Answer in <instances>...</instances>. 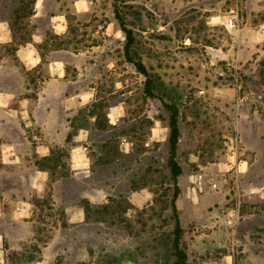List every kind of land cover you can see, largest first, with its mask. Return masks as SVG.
I'll use <instances>...</instances> for the list:
<instances>
[{
    "label": "rangeland",
    "instance_id": "obj_1",
    "mask_svg": "<svg viewBox=\"0 0 264 264\" xmlns=\"http://www.w3.org/2000/svg\"><path fill=\"white\" fill-rule=\"evenodd\" d=\"M72 1L61 3L71 11ZM13 6L5 1L7 16ZM92 8L89 31L122 75H106L100 87L104 128L91 129L90 175L72 176L62 148L38 189L33 145L16 125L1 131L23 160L0 162V264H171L177 185L187 264H264V41L256 43L254 32L264 22V0H93ZM230 17L237 29L226 25ZM71 20L79 36L87 22ZM121 24L136 39L130 55L160 76L155 96L145 94L146 77L127 60L125 32L121 42L107 34ZM9 48L0 45V53ZM117 102L126 114L112 127L105 113ZM166 103L179 112L176 183ZM195 192L199 212L190 211ZM18 200L33 201L36 215L12 218ZM72 207L82 210L81 220L71 219Z\"/></svg>",
    "mask_w": 264,
    "mask_h": 264
},
{
    "label": "crops",
    "instance_id": "obj_2",
    "mask_svg": "<svg viewBox=\"0 0 264 264\" xmlns=\"http://www.w3.org/2000/svg\"><path fill=\"white\" fill-rule=\"evenodd\" d=\"M5 1L0 0V45L10 47L12 53H0V132L16 125L22 142L32 144L35 155L49 161L62 157L58 150L66 148L72 176L87 177L91 171L90 134L99 115L91 110L100 100V87L106 75H122L113 58L103 59L104 46L94 42L93 29L89 31V21L95 16L93 0H73L71 11L64 8L63 0H34L30 5L32 11L27 13L23 8L15 13V8L24 7L29 0H11L14 6L9 16L5 13ZM71 18L83 25L87 22L79 36ZM257 29L256 43L264 41V22L256 25L255 33ZM111 30L108 36H117L121 42L123 30ZM105 52L111 56L109 50ZM116 81L119 86L120 77ZM107 109L108 123L117 126L126 107L117 102ZM82 114L85 117L79 123L78 115ZM152 131L154 138L156 124ZM11 142V138L0 133L3 164L14 165L23 160L18 150L11 148ZM50 173L51 169L38 166L33 175L34 186L42 189ZM3 176L4 169L0 168V181ZM95 191L102 193L100 189ZM195 193L190 196L191 212H199V194ZM31 206L27 200H18L12 218H29ZM4 209V197L0 194V218L6 215ZM83 214L79 208L70 209L72 220H81ZM1 251L0 247V256Z\"/></svg>",
    "mask_w": 264,
    "mask_h": 264
},
{
    "label": "trees",
    "instance_id": "obj_3",
    "mask_svg": "<svg viewBox=\"0 0 264 264\" xmlns=\"http://www.w3.org/2000/svg\"><path fill=\"white\" fill-rule=\"evenodd\" d=\"M33 2H34V0H29L28 2H25L24 7H21V5H20L19 7L15 8V13H17V12L19 13V11L22 10V8H23L25 13H27L28 11L31 12L32 10L30 9V5ZM15 23H17V19H15L14 24ZM121 28L126 34V42L124 45V52H125V55L127 57V60L129 62H132L135 65L137 71H139L140 73H142L146 77L145 89H144L145 94L149 97L155 96V90L156 89L160 90L159 84L160 83H161V85L163 84L161 82L160 76L156 75L155 78H154V76L152 77V73L148 69V67L145 65V63L141 59L136 60L134 57H132L130 55V53L132 51V47L134 46V44L136 42V39L133 36L132 29L125 27L123 24H121ZM156 79L158 80V83L155 81ZM97 105H98V103H94V108L91 110L92 112H95L97 110V108H96ZM165 105L168 108L167 110H169V112H170V122H169L170 137L168 138L169 143H170V155H169V160H168V166H169L168 168H170L171 174H172V179L176 183L177 178L182 173V166L180 165L179 161L177 160V155H176L177 154L178 141L180 138V129H179V125H178V114H179V112H178V110L174 109L173 107H170L167 103ZM75 122L76 121H74V126H75ZM98 122H99V115H98L97 123ZM110 125L112 127L115 126L112 124H110ZM98 126L100 128H102V130H103L104 127L102 126V124L99 125V123H98ZM37 158H38V161H37L36 165L39 164L40 165V166L38 165L39 167L48 168V169L51 168V166H45L46 163L52 162V161H49L48 158H45V159L39 158V157H37ZM179 193H180V189L177 185L175 187L174 195L172 198V206H173V211H174L175 225H174V229L172 231L173 238L171 239V246H170V250H171L170 254H172V257H173L171 264H187V262H188V254H187L186 248L184 247V245L182 243V237H183L184 229L181 226V223H180V220L178 217V211H177V208L175 205V201H176ZM30 202L34 205L33 201H30ZM32 213H33V215H36L35 211H32ZM33 221H35L39 224L44 222L43 219L38 217V216H37V218H34ZM38 233L41 234L42 231L39 230ZM47 242H48V239H44V243L46 244Z\"/></svg>",
    "mask_w": 264,
    "mask_h": 264
},
{
    "label": "built area",
    "instance_id": "obj_4",
    "mask_svg": "<svg viewBox=\"0 0 264 264\" xmlns=\"http://www.w3.org/2000/svg\"><path fill=\"white\" fill-rule=\"evenodd\" d=\"M229 28L231 29H237L238 27V23H237V19L236 18H233V17H230L228 19V22L226 24Z\"/></svg>",
    "mask_w": 264,
    "mask_h": 264
},
{
    "label": "clouds",
    "instance_id": "obj_5",
    "mask_svg": "<svg viewBox=\"0 0 264 264\" xmlns=\"http://www.w3.org/2000/svg\"><path fill=\"white\" fill-rule=\"evenodd\" d=\"M37 7H39V2L37 3ZM78 7H79V5H78ZM113 123H114V121H112Z\"/></svg>",
    "mask_w": 264,
    "mask_h": 264
}]
</instances>
